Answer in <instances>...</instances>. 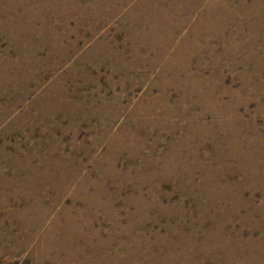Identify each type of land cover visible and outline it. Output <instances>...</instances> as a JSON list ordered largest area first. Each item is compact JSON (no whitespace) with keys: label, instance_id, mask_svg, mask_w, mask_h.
Masks as SVG:
<instances>
[{"label":"rangeland","instance_id":"374dc122","mask_svg":"<svg viewBox=\"0 0 264 264\" xmlns=\"http://www.w3.org/2000/svg\"><path fill=\"white\" fill-rule=\"evenodd\" d=\"M224 262L264 264V0H0V264Z\"/></svg>","mask_w":264,"mask_h":264},{"label":"bare ground","instance_id":"6f19581e","mask_svg":"<svg viewBox=\"0 0 264 264\" xmlns=\"http://www.w3.org/2000/svg\"><path fill=\"white\" fill-rule=\"evenodd\" d=\"M200 9V8H199ZM202 9V8H201ZM245 13V12H244ZM207 31V30H206ZM209 33V32H208ZM170 52V51H169ZM141 58V57H140ZM168 73V72H167ZM169 166V165H168ZM223 264H226V262H224ZM245 264H255L254 262L253 263H248L246 262Z\"/></svg>","mask_w":264,"mask_h":264}]
</instances>
